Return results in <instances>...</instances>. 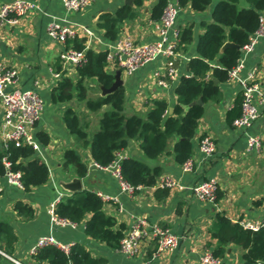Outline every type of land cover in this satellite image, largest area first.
<instances>
[{"label":"crops","instance_id":"0c3cea01","mask_svg":"<svg viewBox=\"0 0 264 264\" xmlns=\"http://www.w3.org/2000/svg\"><path fill=\"white\" fill-rule=\"evenodd\" d=\"M8 0H0V3ZM37 6L29 12L16 26L0 27V63L16 70V87L37 93L43 100L44 107L39 120L35 123L33 133L43 131L50 141L47 146L40 145L36 155L46 164L49 171L48 181L29 192L10 185L5 176H0V222L6 223L16 237L11 258L22 264H35L30 253L36 241L51 234L63 244L73 243L89 251L94 257L106 259L107 264H202L204 253L211 252L215 241L210 238L208 227L215 214L223 213L232 222L258 223L264 218V145L259 152H246V138L242 131L235 129L226 120L227 112L234 106L241 88L236 81L229 80L219 85L221 97L218 102L203 104L204 113L199 120L197 131L192 139L193 155L190 159L192 170L185 172L177 165L172 156H163L151 166L162 168L160 176H172L181 184L190 186L203 180L214 179L217 183L218 198L214 204L197 200L189 191H169L164 200L155 198L156 188H140L131 195L120 190L117 180L109 171L99 170L92 166L88 148H82L69 136L62 123V112L66 105H55L50 102V92L62 77L75 79L74 69H64L59 62V53L63 45L51 40L46 28L51 21L60 25H68L77 30V38L81 39L85 48L104 51L108 44L103 32L97 27L98 16L102 13H113L126 0H96L82 11L67 13L61 0H26ZM158 0H146L138 9L135 17L125 23L118 35L129 37L135 43H154L158 40L156 24L150 20L152 7ZM175 2V0H168ZM217 1V0H216ZM196 13L189 6L181 8L172 31L188 23H194L193 44L185 54L176 59L177 78L166 80L164 87L158 86L152 76L155 70H164V59H158L140 68L132 75L108 64V71L114 74L120 70V78L125 95L127 114L144 113L148 101L165 99L172 109L176 102L174 88L181 77H187L185 65L195 56L194 47L197 37L202 33L198 26L201 19H208L207 14ZM264 16V11L260 16ZM83 29L88 30L91 36ZM264 40H259L253 51L244 58L240 76L256 69L257 80L264 95ZM59 63L60 70L55 71ZM56 73L60 78H55ZM91 87L95 85L90 84ZM97 90V89H96ZM99 91V90H98ZM89 98H96L101 92H89ZM70 106L77 107V114L85 118L88 131L98 127L96 113L88 112L83 103L73 99ZM92 121H88V120ZM2 108L0 106V123ZM248 133L259 136L264 133V109H260L259 117ZM210 137L215 151L212 156L204 158L199 152V141ZM1 146V140H0ZM66 147L75 148L87 171L80 179L81 190L100 192L111 199L104 202V212L113 216L118 224L129 230L134 218H140L149 224H157L167 228L177 237V247L172 252L154 258L156 243L153 239L141 241L138 252L126 257L117 249L98 243L84 233V225L74 227H54L50 223L48 209L55 201L71 193L65 185L73 179L62 169V151ZM140 158L139 143L128 141L125 150L119 152L116 159ZM18 201L32 207L33 216L28 220L19 217L13 210ZM241 251L229 245L221 264H243ZM6 258V257H5ZM7 259V258H6ZM8 260V259H7ZM0 264H12L9 260Z\"/></svg>","mask_w":264,"mask_h":264},{"label":"trees","instance_id":"16d2710c","mask_svg":"<svg viewBox=\"0 0 264 264\" xmlns=\"http://www.w3.org/2000/svg\"><path fill=\"white\" fill-rule=\"evenodd\" d=\"M129 1L131 4L124 3L113 13L98 16L97 27L107 41L117 39L122 26L135 17L136 11L143 7L146 0ZM213 1L216 0H178L180 9L189 6L196 13H209L208 19H201L198 23L202 33L195 43V56L185 65L188 76L181 77L174 88L176 102L172 112H169L165 99H152L148 101L144 113L127 114L122 86L105 96L89 98V92L100 93V87L108 89L114 81V74L108 71L107 51L85 48L77 37L66 41V46L84 50L85 61L76 68L75 79L62 77L57 82L50 92V102L66 105L61 118L65 129L82 148H88L92 162L101 167L110 165L117 154L126 149L129 140L139 143L140 158L129 157L120 162L121 177L132 187L156 188L162 168L150 164L163 156H172L179 166L192 158V139L204 113L203 105L194 103L199 98L203 104L220 100L219 85L228 81L230 71L240 59V49L257 29L260 13L264 11V0H217L212 5ZM166 4L167 0H158L151 9L150 20L158 21ZM193 30L194 23L178 29L175 50L178 55L187 53L193 44ZM227 42L237 45L239 49L224 48ZM59 70L57 63L55 71ZM212 79L217 80V85L213 84ZM73 99L83 103L88 112L104 110L95 131L89 132L88 125L82 123L77 114V107L69 105ZM241 102L239 94L234 106L227 112L229 124L240 115ZM35 137L43 147L50 141L43 131L37 132ZM61 158L64 172L70 177L74 176L72 178H84L87 167L75 148H64ZM2 159L9 163L10 171L21 174L24 192L48 181V167L31 147L9 145L4 149L0 146V176H5ZM168 192V189L156 188L155 198L164 200ZM13 210L24 220L33 216L32 207L21 201L14 204ZM54 213L70 223H83L84 233L90 239L109 248H119L125 227L118 224L113 216L105 214L104 202L94 192L81 190L71 193L57 202ZM208 233L215 241L211 250L213 257L223 258L228 246L234 245L241 251L242 262L264 264V225L257 230L246 229L240 222H232L223 213H217L208 227ZM15 242L16 237L10 227L0 222V262L7 260L5 256H12ZM32 259L35 264H107L106 259L94 257L78 245L71 247L67 254L48 245L38 249Z\"/></svg>","mask_w":264,"mask_h":264},{"label":"built area","instance_id":"2783aa9c","mask_svg":"<svg viewBox=\"0 0 264 264\" xmlns=\"http://www.w3.org/2000/svg\"><path fill=\"white\" fill-rule=\"evenodd\" d=\"M96 0H61V3L67 13L82 11L85 7L94 3ZM37 6L26 0H8L0 3V27H10L19 24L29 12L35 11ZM180 11L178 0L167 4L163 10L162 17L154 21L158 33V40L154 43H135L129 37H120L108 44L107 62L122 70L126 75H132L140 68L156 62L158 59H164V70H155L152 74L156 84L164 87L166 80H175L176 59L179 55L175 52L177 47L178 33L172 31L177 15ZM86 34L91 33L83 29ZM46 33L48 37L63 45L59 53V62L64 69H74L81 66L85 61L84 50L78 51L72 46H66L68 39L76 38L77 30L68 25H60L51 21ZM259 40H264V16L259 17L257 29L249 36L248 42L240 49L241 56L237 65L230 71L229 80L236 81L241 88V113L235 118L231 125L242 131L246 138V152H259L264 145V133L254 136L248 133L253 123L259 117L260 109H264V95L260 88V82L257 80L258 71L253 69L246 76L241 77L240 72L243 69L244 58L253 51ZM264 70V61H263ZM55 78H60L56 73ZM17 72L14 69L7 68L0 63V106L2 108V120L0 123L1 147L6 149L9 145L14 147L28 146L35 152L40 150V144L37 141L33 129L35 123L39 120L43 111L44 103L42 98L35 92L21 90L16 87ZM199 152L204 158L212 156L215 151L214 143L210 137H204L199 141ZM121 160L115 159L110 165L101 167L92 162V166L103 171H109L117 180L120 190L131 195L135 190L141 187H132L121 177ZM6 168L5 177L10 185L22 189L20 182L21 174L12 172L9 169V163L2 159ZM185 172L192 170V162L188 160L182 165ZM156 188L168 189L169 191H189L197 200L201 202L214 204L217 197V183L214 179L203 180L199 183L186 186L181 184L172 176H160L156 182ZM103 202L111 198L100 192L95 193ZM55 201L48 209L50 223L54 227H74L75 224L65 219L59 218L54 213ZM244 228L257 230L264 225V218L258 223L241 222ZM153 239L156 243L154 258H158L166 253L172 252L177 247V237L170 231L157 224H149L146 220L134 218L129 230L120 240L117 249L126 257L134 256L144 239ZM54 246L67 254L73 243L63 244L57 241L51 234L40 237L31 248L33 255L40 248ZM5 256V255H4ZM12 264H22L19 261L5 256ZM202 264H221L220 259L212 256L211 252H206L201 257Z\"/></svg>","mask_w":264,"mask_h":264},{"label":"water","instance_id":"95a60500","mask_svg":"<svg viewBox=\"0 0 264 264\" xmlns=\"http://www.w3.org/2000/svg\"><path fill=\"white\" fill-rule=\"evenodd\" d=\"M124 3L125 4H131V1L126 0V1H124ZM227 47L239 49V47L237 45H235L233 43H229V42H227L224 45V48H227ZM212 81H213V84L214 85H217V80L216 79H212ZM120 86H122V80L120 78V70H117L114 73V81H113L112 85L108 89H105L103 87H100L101 95L102 96H105V95H107V94L115 91ZM194 104L199 105V106H202L203 105V102H202L201 98H199V99H197L195 101ZM169 112H172V109H169ZM65 190L68 191V192H70V193H75V192L81 191L80 179H78V178L71 179V181L65 185ZM243 264H250V263L244 262Z\"/></svg>","mask_w":264,"mask_h":264},{"label":"rangeland","instance_id":"374dc122","mask_svg":"<svg viewBox=\"0 0 264 264\" xmlns=\"http://www.w3.org/2000/svg\"><path fill=\"white\" fill-rule=\"evenodd\" d=\"M215 2H216V1H213L212 5H213ZM88 95L91 96V93H88ZM84 108H85V107H84ZM103 111H104V110H102V111L96 113V116H97L96 118H98V122H99V119H100L101 116H102ZM81 121H82V123H85V118H84V117L81 118ZM88 121L90 122V121H92V120L89 119ZM240 223H241V222H240Z\"/></svg>","mask_w":264,"mask_h":264}]
</instances>
